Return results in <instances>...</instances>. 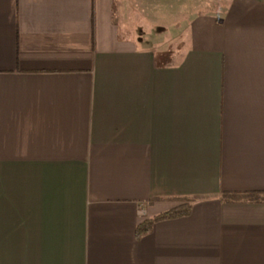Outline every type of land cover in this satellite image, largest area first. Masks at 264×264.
Returning <instances> with one entry per match:
<instances>
[{"label": "crops", "instance_id": "0c3cea01", "mask_svg": "<svg viewBox=\"0 0 264 264\" xmlns=\"http://www.w3.org/2000/svg\"><path fill=\"white\" fill-rule=\"evenodd\" d=\"M116 1L0 0V264H264V0L168 53Z\"/></svg>", "mask_w": 264, "mask_h": 264}, {"label": "rangeland", "instance_id": "374dc122", "mask_svg": "<svg viewBox=\"0 0 264 264\" xmlns=\"http://www.w3.org/2000/svg\"><path fill=\"white\" fill-rule=\"evenodd\" d=\"M230 0H117L116 17L122 31L159 53L179 47L181 29L192 12H221ZM167 58H165L166 60Z\"/></svg>", "mask_w": 264, "mask_h": 264}, {"label": "trees", "instance_id": "16d2710c", "mask_svg": "<svg viewBox=\"0 0 264 264\" xmlns=\"http://www.w3.org/2000/svg\"><path fill=\"white\" fill-rule=\"evenodd\" d=\"M239 195V196H238ZM261 195L260 193H250V194H242L240 196V194L237 193H233V194H224L226 201L231 199V197H238V201H242V200H249L252 199V196H258ZM191 202L187 201L185 202L184 206H181L179 208L173 209L169 212H166L164 214H161L149 221L144 222L143 224L139 225L137 228V236L140 237L148 232H150L153 228V226L155 225V223L162 221V220H168V219H176V218H180V217H184L190 214L191 212Z\"/></svg>", "mask_w": 264, "mask_h": 264}]
</instances>
